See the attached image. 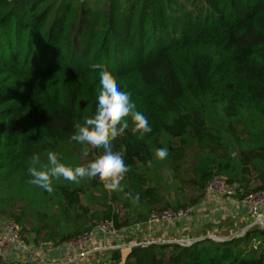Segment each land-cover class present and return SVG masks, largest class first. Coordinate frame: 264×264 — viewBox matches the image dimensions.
<instances>
[{"label":"trees","instance_id":"1","mask_svg":"<svg viewBox=\"0 0 264 264\" xmlns=\"http://www.w3.org/2000/svg\"><path fill=\"white\" fill-rule=\"evenodd\" d=\"M94 63L107 66L152 128L138 139L129 119L112 141L136 197L157 207V188L142 185L147 170L163 167L194 177L198 195L187 207L204 197L213 175L237 185L239 197L264 190V0H0V216L25 240L49 223L44 239L59 244L87 231L70 228L65 212L102 183L54 179L48 193L29 183L27 169L34 154L46 164L48 151L71 166L102 154L89 146L85 156L71 139L96 113L102 86ZM162 147L161 161L154 150ZM150 210L101 216L121 229L146 222ZM37 217L47 222L33 224ZM119 256L111 262L264 264V230L138 245Z\"/></svg>","mask_w":264,"mask_h":264},{"label":"clouds","instance_id":"2","mask_svg":"<svg viewBox=\"0 0 264 264\" xmlns=\"http://www.w3.org/2000/svg\"><path fill=\"white\" fill-rule=\"evenodd\" d=\"M92 71L99 70L100 84L102 86L98 95V105L93 117H86L83 124H76V132L71 139L82 145V153L86 156L89 146L100 148L102 154L86 165H66L61 161L55 151L47 152V163H41L40 156L34 154L30 158L27 169L31 177L29 183L38 186L48 193L53 191V180L63 178L69 182L79 184L81 180H97L110 192H124L122 181L130 171L122 156L112 150V141L124 134L129 128V119L133 125V134H138V139H143L150 133L147 117L136 110L130 95L122 91L115 77L106 65L94 63L90 65ZM168 156L166 147L154 150L157 160H164ZM125 197L128 196L124 193ZM139 197L132 200L138 203Z\"/></svg>","mask_w":264,"mask_h":264},{"label":"crops","instance_id":"3","mask_svg":"<svg viewBox=\"0 0 264 264\" xmlns=\"http://www.w3.org/2000/svg\"><path fill=\"white\" fill-rule=\"evenodd\" d=\"M205 197V195H204ZM204 197L197 202L193 213L182 221L161 225H148L146 222L135 223L133 226L123 227L116 237H112L117 245L141 242L151 243H178L183 244L188 240L211 238L216 241H225L234 237H240L251 224V216L248 207L236 198H220L216 202H203ZM264 230V228H263ZM27 242L42 254L58 258L64 254L63 244L58 241H46L41 235H29L26 233ZM110 239L97 235L94 246L106 245ZM37 244L42 247L36 248ZM122 252V251H121ZM123 257V256H122ZM22 259L27 264H35L30 256L16 255L12 259ZM110 252H95L82 264H113L109 259ZM117 264H121L120 262Z\"/></svg>","mask_w":264,"mask_h":264},{"label":"built area","instance_id":"4","mask_svg":"<svg viewBox=\"0 0 264 264\" xmlns=\"http://www.w3.org/2000/svg\"><path fill=\"white\" fill-rule=\"evenodd\" d=\"M239 188L237 185H229L226 179L221 175H213L209 180L203 202H216L220 198H236L245 204L252 218L251 224L245 232L253 227L264 228V190L250 191L241 194L239 197ZM194 211L193 206L182 208H165L151 212L146 223L148 225H161L165 223H175L188 218ZM21 228L14 221H7L0 230V264H27L22 259H12V246L19 250L18 255H27L35 260V264H82L89 255L107 249L127 248L132 249L138 246L137 243L128 245L94 246L97 235L105 238L116 237L120 233L113 219H106L100 222L91 230L82 232L80 235L66 241L65 253L58 258L48 257L37 251L35 247L27 242L21 235ZM245 232L241 234L244 235ZM122 251V250H121Z\"/></svg>","mask_w":264,"mask_h":264},{"label":"rangeland","instance_id":"5","mask_svg":"<svg viewBox=\"0 0 264 264\" xmlns=\"http://www.w3.org/2000/svg\"><path fill=\"white\" fill-rule=\"evenodd\" d=\"M187 161L190 162V157H188ZM179 174L180 175L178 176L175 175V172H173L168 167H163L157 170L152 168L150 170H147L145 174L146 177L145 183H143L142 188L146 189L147 187H153V186L157 188V194L159 197V203L157 207L156 204L148 201L147 199H143V200L139 199L138 203L133 204L132 200L136 198V195L134 194L132 184L130 182L125 181V178L122 181V184L124 185L123 193L110 192L104 188L103 184H101V186L98 189L92 190L90 192L91 200L83 196L81 207H78L77 209L74 210L72 209L66 210L65 216L67 217V219L71 221V223L68 225L70 228L76 229L77 226L82 224L80 231L91 230L105 219L101 216L103 211H104V215H109L113 219L115 218L121 219L123 216L127 214H129L128 216H132L134 212L135 213L144 212L147 207L148 208L150 207L151 209L147 213L148 217L150 216L151 212L157 211L158 209L163 207L166 208L187 207L188 203L193 202L196 199L198 195V191L195 185V179L192 175H188V173L185 172L183 168H181ZM239 191L242 192L241 190ZM124 193H127L128 196L125 197ZM98 198H101L103 200L104 203L103 206H100L98 204ZM178 205H185V206L180 207ZM79 215H83V216L80 218ZM7 219L9 218H4L0 216V230L7 222ZM39 220H40L39 217L34 218L32 223L37 224L39 226H43L47 222L46 218H43L42 221ZM134 224L135 223L131 224L130 226H133ZM52 229H54L53 225L52 223H49V227H46L40 238L43 239L47 231ZM109 239L110 240L106 242V245H102V246L111 247L118 244L117 242L113 241V238H109ZM137 244L145 245V244H141V242H138ZM185 244H187V241L182 245ZM37 245H39L36 247L37 249L38 247L39 248L42 247L41 246L42 244H37ZM64 250L66 251L65 244H63V251ZM121 250L119 257L123 256V258H125L129 250L127 248H122ZM116 251L117 249H107V250L98 251V253L110 252L111 258L109 260L115 261ZM12 252H13L12 258L18 255L19 253V250L15 247V245L12 246ZM22 256L26 257L27 255H22ZM120 263L122 264V261Z\"/></svg>","mask_w":264,"mask_h":264},{"label":"water","instance_id":"6","mask_svg":"<svg viewBox=\"0 0 264 264\" xmlns=\"http://www.w3.org/2000/svg\"><path fill=\"white\" fill-rule=\"evenodd\" d=\"M197 240H200V239H192V240H189V241H187V244L190 243V242L197 241Z\"/></svg>","mask_w":264,"mask_h":264}]
</instances>
